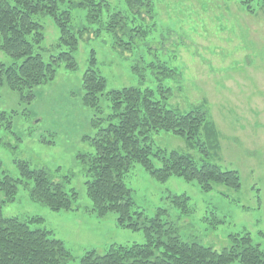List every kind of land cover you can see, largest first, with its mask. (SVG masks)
<instances>
[{"label": "rangeland", "instance_id": "obj_1", "mask_svg": "<svg viewBox=\"0 0 264 264\" xmlns=\"http://www.w3.org/2000/svg\"><path fill=\"white\" fill-rule=\"evenodd\" d=\"M106 1L112 10L127 12L123 0ZM152 1V30L146 38L135 37L131 52L115 45L110 32L90 31L80 39L74 54L77 68L69 70L60 63L53 80L34 88L32 100H22L17 91L0 86V112L11 116L9 129L0 125V174L18 179L17 162L27 161L32 167L46 169L53 180L68 178L65 190L77 192L75 205L79 207L51 211L32 201L27 189L19 185L15 200L3 204L2 214L20 219L42 217V224L31 226L50 230L63 242L72 256L67 264H78L87 250L103 253L112 243L145 242L141 230L117 226L116 213L98 217L84 211L91 202L78 156L94 149L84 137L95 134L91 126L95 114L109 113L103 94L127 86L148 87L154 99L181 111L204 102L219 132L218 153L212 151L203 128L200 145L190 146L184 138L165 131L152 134V145L187 152L197 161L204 155L203 145L221 168L238 171L241 181L239 189L217 185L203 192L195 180L171 176L159 182L132 163L124 182L131 190L133 210L153 217L164 209L162 218L181 239L216 251L228 245L231 234L243 232L264 250V0ZM72 17L76 28L97 27L87 23L85 9H73ZM41 21L46 35L43 44L49 48L58 32L50 17L42 16ZM92 51L94 69L106 80L99 95V113L81 102L82 75ZM156 61L175 68L179 76L167 78L161 75V68L147 66ZM0 62L9 65L14 59L0 51ZM159 84L171 89L168 97H161ZM25 182L31 185V181ZM174 195L188 197L186 211L171 202Z\"/></svg>", "mask_w": 264, "mask_h": 264}, {"label": "trees", "instance_id": "obj_2", "mask_svg": "<svg viewBox=\"0 0 264 264\" xmlns=\"http://www.w3.org/2000/svg\"><path fill=\"white\" fill-rule=\"evenodd\" d=\"M123 2L127 12L112 10L106 0H0V51L14 59L9 65L0 62V86L5 84L17 91L22 100H32L34 88L53 80L60 63L69 70L77 68L74 54L80 39L90 31L110 32L115 45L131 52L135 37L146 38L152 30L154 4L152 0ZM75 8L85 9V20L97 27L76 28L72 21ZM246 10L252 11L250 6ZM42 16L50 17L58 32L57 40L49 48L43 44L46 35ZM95 62L92 51L89 66L82 75L81 102L99 113V95L106 80L94 69ZM147 66L151 70L161 68V75L167 78L179 76L175 68L164 62H150ZM159 86L161 97H168L171 89ZM103 96L109 102V113L101 117L95 114L91 119L95 134L84 137L90 139L93 152L78 156L86 175L85 192L91 202V207L84 211L98 217L116 213L117 226L141 230L145 242L112 243L103 253L87 250L78 264H264V250L252 242L248 232L231 234L228 245L216 251L196 241L181 239L174 226L162 218L164 209H158L153 217L133 210L131 190L124 182L132 163H138L159 182L178 176L186 181L195 180L203 192L217 185L240 188L238 171L221 168L203 145L200 150L204 155L199 161L187 152L152 145V134L159 131L180 136L190 146L200 145L203 128L212 151L218 153L219 132L204 102L181 111L154 99L150 88L134 86L110 89ZM10 118L0 112V125L9 129ZM17 166L18 179L0 174V264H67L72 256L63 242L50 230L31 226L42 224V217L3 216L2 207L15 200L19 185L27 189L32 201L51 211L79 209L75 205L77 192L73 188L65 190L68 178L53 180L46 169L32 167L27 161H19ZM170 200L186 211V195H174Z\"/></svg>", "mask_w": 264, "mask_h": 264}, {"label": "crops", "instance_id": "obj_3", "mask_svg": "<svg viewBox=\"0 0 264 264\" xmlns=\"http://www.w3.org/2000/svg\"><path fill=\"white\" fill-rule=\"evenodd\" d=\"M86 214H88V215H91L90 213H87V212H85Z\"/></svg>", "mask_w": 264, "mask_h": 264}]
</instances>
